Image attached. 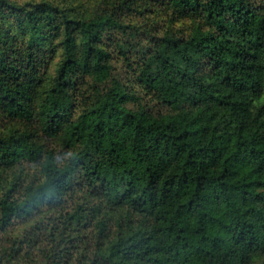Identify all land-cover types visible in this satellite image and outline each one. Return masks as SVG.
<instances>
[{"label":"trees","instance_id":"16d2710c","mask_svg":"<svg viewBox=\"0 0 264 264\" xmlns=\"http://www.w3.org/2000/svg\"><path fill=\"white\" fill-rule=\"evenodd\" d=\"M0 264H264V0H0Z\"/></svg>","mask_w":264,"mask_h":264}]
</instances>
